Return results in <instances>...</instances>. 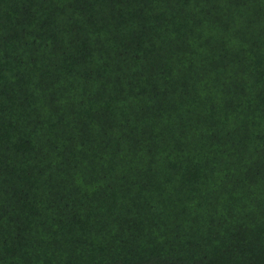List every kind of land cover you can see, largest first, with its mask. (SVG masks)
<instances>
[{
    "label": "trees",
    "instance_id": "1",
    "mask_svg": "<svg viewBox=\"0 0 264 264\" xmlns=\"http://www.w3.org/2000/svg\"><path fill=\"white\" fill-rule=\"evenodd\" d=\"M0 264H264V0H0Z\"/></svg>",
    "mask_w": 264,
    "mask_h": 264
}]
</instances>
